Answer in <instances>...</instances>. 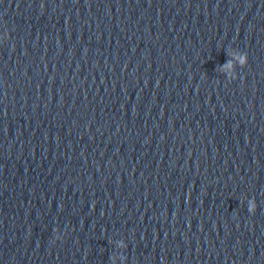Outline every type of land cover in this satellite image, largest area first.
<instances>
[{"label":"clouds","instance_id":"clouds-1","mask_svg":"<svg viewBox=\"0 0 264 264\" xmlns=\"http://www.w3.org/2000/svg\"><path fill=\"white\" fill-rule=\"evenodd\" d=\"M249 211L252 212V211H254V210L250 208Z\"/></svg>","mask_w":264,"mask_h":264}]
</instances>
